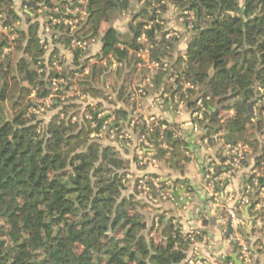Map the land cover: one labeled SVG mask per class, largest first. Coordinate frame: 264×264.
<instances>
[{
  "label": "trees",
  "instance_id": "trees-1",
  "mask_svg": "<svg viewBox=\"0 0 264 264\" xmlns=\"http://www.w3.org/2000/svg\"><path fill=\"white\" fill-rule=\"evenodd\" d=\"M25 1L34 18L40 8H57V14L49 11L42 15L63 19L64 6H75L76 0ZM168 1L148 0L146 7L138 10L128 24L130 43L121 42L112 27L105 29L102 54L112 53L121 65L107 75L105 68L93 67L90 77L81 82L92 99L112 105L114 94L125 103L130 99L123 84L118 88L116 81L124 79L129 83L137 63L129 50L142 49L137 42L141 34L146 36L157 62L161 64L169 55L177 39L160 36V15L167 10ZM172 6L192 13L195 19L185 51L173 65L178 80L203 84L205 108L212 109L220 103L221 110L234 111L225 131L233 144L248 145L259 164L264 157L259 152L264 146V123L252 122V111L261 99L259 87L264 88V0H172ZM129 7L130 0H88L87 20L81 23L75 38L83 42L96 39L104 23H110ZM29 20L28 34L18 41L9 83L5 89L0 84V264H182L187 259L190 235L183 234L177 224L163 225L159 221L157 228L152 225L149 230L155 237L143 235V213L148 202L137 199V187L144 181L155 197L158 194L153 180L157 178L146 175L132 182L128 163L119 152L101 144L100 139L90 138L108 119L97 116L101 103L85 108L89 119L83 115L74 122V113H66L69 117L64 113L66 118L58 113L37 133L41 122L33 124L29 96L34 92L38 100L48 97L52 78L45 71L38 73L45 67L38 64L45 41L37 35L38 23ZM4 24L8 25V21ZM52 32H59L56 39L51 35L54 44L67 46L72 39L68 28L61 25L53 27ZM72 52L74 63L79 60L78 67L80 61L89 60L86 49ZM52 59L60 60L51 56L50 63ZM10 63L0 59V83ZM163 74L160 68L156 71L158 84ZM101 81L109 85L110 92L98 88ZM187 91L188 97L196 94L195 90ZM184 96L180 98L188 101ZM52 107L58 108L55 104ZM62 109L70 112L76 107ZM121 114L124 115L121 111L112 114L114 122ZM160 125L150 133V141L166 136L171 139V131L160 133ZM199 125H206V136H210L216 132L218 122L207 117ZM141 129L135 126L134 131ZM108 134L106 131L105 139ZM118 137L116 134L114 139ZM181 146V141H173L168 150L157 147L154 158L164 160L169 153L177 161L184 160ZM133 162L141 167L136 157ZM225 172V168L216 167V173ZM157 184L160 190L165 189L162 181ZM128 190L131 193L124 197Z\"/></svg>",
  "mask_w": 264,
  "mask_h": 264
},
{
  "label": "crops",
  "instance_id": "crops-1",
  "mask_svg": "<svg viewBox=\"0 0 264 264\" xmlns=\"http://www.w3.org/2000/svg\"><path fill=\"white\" fill-rule=\"evenodd\" d=\"M25 2V0H0V59L5 58L6 61L9 60L14 63L17 56L18 41L23 39V35L28 34L29 18L32 19L31 23H38L37 35L45 41L43 44L44 53L38 62L45 67L39 69L38 73L45 71L46 75L52 78V87L56 86L57 88V90L56 88L51 89L50 95L41 99L42 108L46 107L49 99L58 97L62 90H64L62 93L64 98L69 102L65 104L61 98V103L55 101L58 111L62 110L64 106L74 105L76 107L74 110L78 112L85 110L86 107L94 108L101 103L97 116L98 118L108 117V119L103 122L98 132L90 135V138L94 140L102 138L104 134L102 128L106 126L110 140H103L102 144L114 147L119 152L120 157L128 163V178L132 182L136 178L151 175L157 178L153 180L154 184L159 181L165 184L164 190H160L159 186L155 189L158 195L153 197V202L145 200L141 194L137 197L141 202H148L143 213L146 225L151 224L157 228L159 221L163 225L170 222L177 224L183 234L197 236L193 246L197 247V259L200 264H224V258L230 256L234 248L221 220L224 217L225 209L239 205L248 175L256 164V155L245 144L248 147L245 167L237 171L228 181H226L227 178L223 176V173H216V167L220 161L219 157L223 158L227 146L236 145L232 143L225 131V127L234 116V111L221 110L220 103H216L212 109L204 107L203 119L195 121L194 112L198 110L197 102L202 100V95L206 93V90L200 81L194 83L191 80H178L176 68L173 69L177 56L185 51V40L188 35L184 34L178 28L177 23L172 20L174 7L168 5L163 16L165 26L160 33V36L166 35V39L176 37L177 42L174 43L172 51L160 64L157 62L152 47L146 44V40L137 39V42L142 45V49L138 52L129 50V54L135 55L137 59L136 65L132 67L131 82L133 83L131 88L129 87L127 90L131 97L125 103L123 100L116 99L114 94V105H112L106 101L92 99L81 85L82 79L85 80L90 77L94 66L105 68L104 75H107L121 65L115 61L112 53L102 54L101 40L105 30L101 31L100 29V34L96 39L89 42L85 41L88 44L85 53L89 60L84 63L80 61V67H78L76 65L79 60L74 63L72 52L76 48H71L70 43L67 46L54 44L51 35L44 33V26L49 21L48 16L42 14L47 10L40 8L37 10V17L34 18L32 8L28 7ZM146 2L130 0L128 11L119 13L110 23L104 24H107V28L112 27L121 38L127 35L131 37L128 24L139 9L146 7ZM74 3L75 6L80 3L79 5L82 8L86 7L87 10L88 1L76 0ZM124 18L127 19L124 20ZM7 21L8 25H5L4 23ZM81 26L82 24H78L76 29ZM120 49H122L121 46ZM20 56L21 54L18 55V57ZM51 56L59 58V62L52 59L50 63L49 58ZM86 67L88 70L85 72L83 68ZM159 68L164 74L158 84L155 76ZM76 73H78L77 76ZM121 81L124 79H117L116 81L118 88L122 86L120 85ZM134 82H137V85H134ZM98 88L110 92L109 85L104 82H101ZM187 90H195L196 94L188 97ZM182 94L188 101L180 98ZM260 102L261 100L253 106V109L255 106L258 107V112L255 108V113H259L260 109L263 108ZM115 111L124 113L118 117L116 122H114V115H112ZM257 115L259 116V114ZM257 115H253L252 122L258 117ZM207 117L218 122L216 132L210 136H206L205 126L208 124L199 125V122ZM85 118L89 119L90 116L85 114ZM78 120L79 118L72 116V121ZM139 124L142 126L141 132L143 133L137 134L134 129ZM159 124H161L160 133L165 130L171 131V139L166 136V139L159 137L157 141H150V133ZM193 124L198 125L197 130H194ZM117 129H120L119 133ZM116 134L119 135L120 146L114 141ZM173 141L183 143L180 150L184 160L177 161L169 153L164 160L154 158L157 147L168 150V146H172ZM138 150L142 152L141 157ZM259 152L264 154L263 145ZM133 157L137 158L141 167L133 162ZM207 166L214 169L216 174L213 177L220 180L214 189L218 194L216 200L209 197V191H207L205 184ZM262 182L264 183V180ZM262 185L264 186V184ZM171 187H173L174 194L178 196L177 198H174V195L169 192ZM128 193L130 194L131 190H128ZM230 195L232 196L231 201L228 198ZM259 198V194L255 193L254 200ZM252 211L250 206L243 207L244 217L250 218ZM244 230L246 241L253 253V264H264V228L254 231L246 226ZM191 249L192 247H188L187 256L191 254Z\"/></svg>",
  "mask_w": 264,
  "mask_h": 264
},
{
  "label": "built area",
  "instance_id": "built-area-1",
  "mask_svg": "<svg viewBox=\"0 0 264 264\" xmlns=\"http://www.w3.org/2000/svg\"><path fill=\"white\" fill-rule=\"evenodd\" d=\"M88 0H80V2H86ZM80 4V3H79ZM77 4L76 6H67L64 8L63 16L65 18L58 19L57 17H54L53 15L48 17V23L44 26V33L52 35V29L53 27L62 26L65 28H68V34L69 36H72V39L70 41V46L73 49H81L85 50L87 48V43L83 42L81 40H78L75 38L76 34V26L78 24H81L85 22V16L87 13L86 7L82 8L81 5ZM51 12V11H50ZM59 12V9L54 8L51 13L57 14ZM74 23H73V22ZM59 32H55V34L52 35L53 39H56L58 37ZM144 37V36H143ZM186 41V40H185ZM86 72L88 68H83ZM76 76L78 73L75 74ZM53 84H55L53 82ZM57 90V88H56ZM262 105L264 106V98L262 100ZM198 110L194 112V119L197 122L198 120L203 119V113H204V106L201 100L197 102ZM194 130L198 129L197 124H193ZM102 129H105L103 127ZM247 150L248 147L245 145L237 144L232 146H227L225 155L222 162H219V167L225 168L226 172L223 173L228 181L237 171L242 170L245 167V163L247 160ZM140 157L142 156L141 150H139ZM206 176H205V184L207 187L208 195L211 199L216 200L218 199V194L215 192V186L217 182L220 180L218 178H214L215 172L212 167H206ZM254 174V173H252ZM257 175V174H256ZM258 176V175H257ZM256 176V177H257ZM252 177L248 178L246 185L244 187L243 194L240 198L239 205L233 206L232 208L225 209L224 217L222 218L221 222L224 226L225 230L228 232L229 240L231 243H234L237 245V256L238 259L242 262V264H253V253L251 251V248L249 244L246 241L245 236V227L248 226L252 230H261L264 228V186L258 185V178ZM140 186L139 189L142 191L144 190V193L142 195L145 196L146 200L153 202L154 198L150 195L149 188L145 185L144 181L139 182ZM155 188H158L157 184H154ZM255 193H258L260 198L258 200H254ZM229 200H232V196L230 195ZM250 206L252 211V216L250 218H245L243 215V207ZM190 245L189 247H192L191 254L187 256L186 264H200V262L197 259V247L193 246L195 242V236L190 235Z\"/></svg>",
  "mask_w": 264,
  "mask_h": 264
},
{
  "label": "rangeland",
  "instance_id": "rangeland-1",
  "mask_svg": "<svg viewBox=\"0 0 264 264\" xmlns=\"http://www.w3.org/2000/svg\"><path fill=\"white\" fill-rule=\"evenodd\" d=\"M140 2L142 1H144V2H146V0H139ZM172 0L170 1H168V2H166V4L167 5H169V6H172ZM146 4H147V2H146ZM50 11V10H49ZM49 11H47V12H49ZM53 10H51V12H52ZM166 12V11H165ZM165 12H163V13H161V19L163 20V16H164V13ZM172 16H173V19L172 20H174V22L175 23H177V25H178V28H180L182 31H183V33L184 34H188L187 35V37L186 38H188V36L191 34L190 32H189V30L192 28V26H193V21L195 20L194 19V15L192 14V13H188V12H180L179 11V9H177V8H174V10H173V13H172ZM49 17V16H48ZM85 21L87 20V14H86V16H85ZM127 18H124V20H126ZM73 22V21H72ZM163 22H164V20H163ZM161 23V27L162 28H164V23ZM74 23V22H73ZM106 25L107 24H104V25H102V27H101V31H103V30H105L107 27H106ZM147 29H148V27H147ZM180 34V33H179ZM143 35L144 34H141V36H139L138 37V39L140 38V39H145L146 40V36L144 35V37H143ZM176 38V37H175ZM146 44L147 45H149L148 43H147V40H146ZM149 51V50H148ZM237 50L234 52V55L235 54H237ZM233 58V60L234 59H237L238 58V56H236V57H232ZM13 64L14 63H10L9 64V67H8V69L6 70V71H4V73H3V82H1L0 84L1 85H3V88L5 89V87H6V84H8L9 83V79H10V76L12 75V73H11V67H13ZM136 64H134V66H135ZM141 69V68H140ZM110 72H112V71H110ZM108 74H110V73H108ZM82 81H83V79H82ZM132 81V78L130 79V81H128L129 83H127V82H125V81H121V84L120 85H122L123 84V86L126 88V91L129 89V87L131 88V84L133 83V82H131ZM102 82V81H101ZM101 82H100V84H101ZM120 82V81H119ZM108 83H109V81H108ZM100 84H99V86H100ZM137 85V82H134V85ZM96 86V85H95ZM98 86V85H97ZM56 88V86H54V88L53 87H51V89H55ZM259 94H260V97H261V102H262V100H263V98H264V88H262V87H259ZM60 98L61 99H63V101H64V103L65 104H68L67 102H69V100H66L65 98H64V95L62 94V93H60V95L58 96V97H56V98H51V99H49V102H47V105H46V107H44V108H42L43 107V104H42V102H41V99L40 100H38V99H36V96H35V93L33 92V93H31L30 94V96H29V100L30 101H32V103L30 104V109H29V113H30V115H31V117L32 116H34L35 117V120L33 121V124H35L36 126H37V122L38 121H40L41 122V126L39 125V126H37V130H38V132L37 133H39V131H41V129H42V125H46L56 114H62V117H65L66 118V116L69 114V113H71V114H73L74 116H75V118H81L83 115H85L86 113H85V111L83 110V111H78V112H76V110H71L70 112L68 111L69 110V108H68V110L67 111H62V110H59L58 111V109H53V107H52V104H55V100H60ZM202 101V100H201ZM260 102V104H261V106H262V103ZM40 104H42V105H40ZM259 104V105H260ZM94 108H95V106H94ZM255 108H256V110L258 109V107H256L255 106ZM255 108L253 109V111H252V114L254 115V114H259V116L257 117V118H255V121H254V123H257L258 121H261L262 123H264V106H263V108H261L260 109V112L259 113H255L256 112V110H255ZM76 112V113H75ZM257 112H258V110H257ZM64 113H65V115H64ZM66 113H68V114H66ZM71 114H69V116L71 115ZM69 116H67V117H69ZM141 124H139L138 126H140ZM105 127V129H103V132H104V134L102 135V138H99V137H97V138H99L100 139V141H101V144H102V142H104L103 140H105V141H108V139L110 140V137L108 136V139L106 138L105 139V135H106V131H107V127L106 126H104ZM137 134L139 133V132H136ZM102 139V140H101ZM114 141H116V144L118 145V146H120V144H119V139H117V140H115L114 139ZM241 145H245V144H243V143H240ZM237 145V144H236ZM229 146H231V145H229ZM246 146V145H245ZM138 149V148H137ZM137 149H136V151H137ZM139 151V150H138ZM263 152V151H262ZM142 153V152H141ZM260 154H262L261 152H260ZM259 154V155H260ZM263 156H264V154H262ZM220 162V161H219ZM252 173H254V174H252ZM258 176H257V175ZM257 176V177H256ZM264 157L260 160V162H259V164H255L254 165V168L252 169V171L250 172V174L248 175V178H252V177H256V178H258V185H260L261 186V184H264L262 181L264 180ZM158 185V184H157ZM246 185V184H245ZM139 186H140V184H139ZM139 186L137 187V191L142 195L143 193H144V190L142 191L141 189H139ZM159 186V185H158ZM129 195V193H128V191H126V192H124L123 193V196L125 197H127ZM142 197L146 200V198H145V196L144 195H142ZM152 227V225L150 224L149 226H147L146 225V230L143 232V235L147 238L148 236H150V237H152V236H156V235H154L153 234V232H149V230H150V228ZM155 229V228H154ZM182 264H186V260L182 263Z\"/></svg>",
  "mask_w": 264,
  "mask_h": 264
},
{
  "label": "water",
  "instance_id": "water-1",
  "mask_svg": "<svg viewBox=\"0 0 264 264\" xmlns=\"http://www.w3.org/2000/svg\"><path fill=\"white\" fill-rule=\"evenodd\" d=\"M131 41H132V38L128 35L121 38V42H123V43H130ZM169 192L174 195V198L178 197L174 194L173 187L170 188ZM232 246L234 248L233 253L230 256H227L226 258H224V264H228V263L242 264V262L238 259V256L236 253L237 245L233 243Z\"/></svg>",
  "mask_w": 264,
  "mask_h": 264
}]
</instances>
